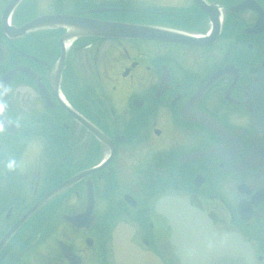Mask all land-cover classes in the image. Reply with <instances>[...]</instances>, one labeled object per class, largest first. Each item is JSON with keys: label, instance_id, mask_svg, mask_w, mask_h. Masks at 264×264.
Returning <instances> with one entry per match:
<instances>
[{"label": "flooded vegetation", "instance_id": "1", "mask_svg": "<svg viewBox=\"0 0 264 264\" xmlns=\"http://www.w3.org/2000/svg\"><path fill=\"white\" fill-rule=\"evenodd\" d=\"M203 1L0 0V264H179L163 196L264 264V26ZM215 15L208 44L103 34ZM41 16L63 23L19 31Z\"/></svg>", "mask_w": 264, "mask_h": 264}, {"label": "water", "instance_id": "2", "mask_svg": "<svg viewBox=\"0 0 264 264\" xmlns=\"http://www.w3.org/2000/svg\"><path fill=\"white\" fill-rule=\"evenodd\" d=\"M199 7L206 9L207 6L203 0H193ZM16 2V0H15ZM243 8L257 10L258 20L254 26L246 32L257 33L264 26V12L253 0H243L242 2L231 6L229 11L235 12ZM213 22V31L208 36L197 37L190 34H183L176 31L151 28L135 27L130 28L128 32L103 33L106 35H129L143 38H155L168 41H177L191 44H208L217 34L218 19L217 15L211 16ZM63 18L59 16H41L20 27L19 31L24 32L32 26L62 24ZM85 28L99 29L101 24L95 22L84 24ZM123 29V30H122ZM93 32V31H92ZM90 31L84 34H96ZM98 32V31H97ZM98 34H100L98 32ZM221 73V72H220ZM218 76V75H216ZM165 84V82H163ZM259 90V99H264V71L260 73V81L252 86L251 90ZM259 114L264 117V110L260 109ZM259 126V130L264 132V122ZM156 210L162 214L169 222L171 228L170 243L174 247V254L179 259V264H253L252 250L249 244L235 233L217 234L212 226L211 219L201 210L187 203L181 198L166 197L160 198L156 204ZM25 213V217L27 214Z\"/></svg>", "mask_w": 264, "mask_h": 264}, {"label": "clouds", "instance_id": "3", "mask_svg": "<svg viewBox=\"0 0 264 264\" xmlns=\"http://www.w3.org/2000/svg\"><path fill=\"white\" fill-rule=\"evenodd\" d=\"M13 164H14V162H13V161H9V164H8V166H9V167H12V166H13Z\"/></svg>", "mask_w": 264, "mask_h": 264}]
</instances>
